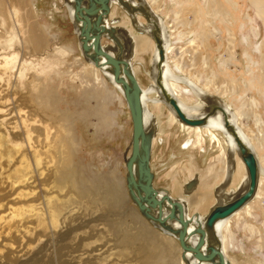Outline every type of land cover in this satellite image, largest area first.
I'll return each instance as SVG.
<instances>
[{
    "label": "rangeland",
    "instance_id": "374dc122",
    "mask_svg": "<svg viewBox=\"0 0 264 264\" xmlns=\"http://www.w3.org/2000/svg\"><path fill=\"white\" fill-rule=\"evenodd\" d=\"M146 1L167 27L169 66L182 77L175 83L188 89L195 79L237 110L264 167V5ZM110 17L138 35L118 4ZM146 38L133 67L148 88L156 44ZM94 68L68 0H0V264H185L178 239L147 221L127 191L132 117L124 96ZM181 95L189 105L200 101L191 90ZM155 104L148 101L158 122L154 186L206 216L231 168L224 190L238 195L246 170L239 155L231 159L225 133L183 125L165 103ZM249 203L225 233L232 264H264V193Z\"/></svg>",
    "mask_w": 264,
    "mask_h": 264
},
{
    "label": "water",
    "instance_id": "95a60500",
    "mask_svg": "<svg viewBox=\"0 0 264 264\" xmlns=\"http://www.w3.org/2000/svg\"><path fill=\"white\" fill-rule=\"evenodd\" d=\"M73 1L74 20L79 24L77 35L84 58H87L97 68L108 67V71L114 77V82L122 87V93L132 117L131 151L125 163L127 191L132 201L147 221L164 234L178 239L182 249L181 258L185 264H231V260L222 248L216 224L218 221L232 217L254 199L260 178L256 152L237 132L223 107L215 105L201 117L190 116L183 111L176 97L164 92L165 99L173 108L174 113L182 123L187 125L203 126L208 115L216 109L224 113V124L233 133L240 156L248 170V183L244 193L225 202L214 204L204 220H201L199 213L189 216L185 202L180 198H175L168 190H164L163 193L159 192V189L154 186L155 174L151 169V151L155 134L153 129L145 127L142 87L133 70L129 39L123 38L117 32L116 27L109 25L108 18L112 10V1L115 0ZM138 1L139 4H134L130 0H118V3L129 14L137 31L139 30L138 25L141 26L139 15L147 19V24L153 25L151 38L155 40V47L158 49L160 57L158 64H162L166 57L164 40L160 34L161 27L148 2ZM105 38L116 45V51L110 52L106 48L103 43ZM125 53L127 55H124ZM162 81L163 76L159 72L157 83L162 85ZM194 181L198 183L197 177L188 181L184 190L186 191V187ZM192 185L195 186V184Z\"/></svg>",
    "mask_w": 264,
    "mask_h": 264
},
{
    "label": "bare ground",
    "instance_id": "6f19581e",
    "mask_svg": "<svg viewBox=\"0 0 264 264\" xmlns=\"http://www.w3.org/2000/svg\"><path fill=\"white\" fill-rule=\"evenodd\" d=\"M68 1H69L70 17H71V20H73V22H74L75 30H76V33L78 34L79 24L76 23L75 20H74V1L73 0H68ZM130 1L133 2L134 4H139L138 0H130ZM214 2H215V4L217 5L218 8L223 7L221 9H224V5H223V3L221 1H217V2L214 1ZM251 2L257 7L258 6L262 7L264 5V0H251ZM114 4H118L120 6V4L118 3V0L112 1V5L113 6H114ZM216 5H214V6H216ZM262 15H263V23H264V10H262ZM156 18H157V22L159 23V25L161 27V33L160 34H161V37H163V40H164V48H165V57H166V59L162 62V64L161 63L158 64L160 57L158 55V49L155 47V54L153 56L154 57V61L152 63V67H151V69H153V70L151 72H149V75L154 80V83L152 84V86H150L148 88L142 87V96H143V101H144V106H145V112H144V115H145V127L147 129H153L154 130V134H155L154 141H155V138L157 136L156 133H157L158 122L156 120V117H154V115H152V113L148 109V101H152L153 104L156 103L155 105H158L161 102L165 103L167 105V107L169 108V110L171 111V114L174 116V118H177L179 120L177 115L174 113L173 108L169 105L168 101L165 99L164 92H167L168 95H171V96H174V97L177 98V100H178L181 108L183 109V111H185V113L190 115V116H199V117H201L205 113L209 112V110L211 108H213V106H215V105L223 107L225 109V111L228 113V117L230 119V122L235 126L237 132H239L240 136L245 140V142L249 145V147L253 151H255V146L253 144L251 135L249 134V132H247L245 127L240 125V121H239L240 114L238 113L237 110L232 109L226 102L220 100L219 98L216 99V98H214L212 96H209V94H207L206 90L203 87L200 88L198 86L199 84H198V82L195 79H193V80L188 79L187 80V82H188L187 84L190 85L189 86L190 88H188V89H186L184 87L182 88L181 86H179L178 84L175 83V81L177 79H180L182 77L181 76H177L174 73V71L171 69V67L169 66L168 60L170 58H169L168 54L171 52V44H170V40H169V37H168V30H167V27L165 26V23H164L163 19L161 20V18L158 17L157 14H156ZM117 19L116 18H112L111 21L109 19V25H113L114 27H116L117 32L119 33V35H122L123 38L125 37V38L129 39V47H130V53H131L130 56H133L134 53L137 50H143V48L145 47L146 42H147L146 35L152 37L151 31L153 30V25L152 24H147L144 21H141L139 19V16H138L139 23L141 24L142 27L138 25V27H139L138 35H136L132 31V29L129 28V26H127L126 24L122 25V23H120L121 21L120 20L118 21ZM131 22H132V19H131ZM116 23H119V24H116ZM227 32H228L229 36H231V39L234 41L235 36H234L233 31L231 29H229V31H227ZM104 45L106 46V48L110 52H114L117 49L116 45L112 41L110 43H108V44L104 43ZM232 46H234V44L231 45V47ZM262 53H263V51H262ZM124 55H127V54L125 53ZM130 58H132V57H130ZM263 63L264 62H262V64ZM132 65H133V63H132ZM178 68L180 69V67H178ZM94 70H96L97 73L101 72V74L103 76L107 77L109 79V81L118 89L120 94L123 96L121 85L116 83V82H114V77H113L112 73L108 71V67L107 66L102 67V68H97L95 66ZM133 70H134V67H133ZM159 72L163 76V81H162L163 87H162V85L157 83V78H158ZM179 81H182V80H179ZM186 90H191V92H193L194 94H196V96H198L200 98V101L197 102L194 105L187 104L184 100H182V97H181L182 96L181 95L182 92L183 91L186 92ZM256 104H258V103L256 102ZM224 119H225L224 113L221 110L216 109L215 111H213L212 113H210L208 115L207 121H206V123L203 126L187 125L185 123H182L180 120H179V122L182 123L183 125L190 126V127L194 128V129H198L199 131H201V130H203V131L204 130H206V131H212V130L215 131V130H217V131L221 132L222 134L225 133V136L227 138L228 145H229V148H230V152H231V159H234V157H237L239 155L240 158H239L238 161L239 162L241 161L240 163L243 164V166H244V168L246 170L245 163H244V161L242 160V158L240 156V153L238 151V147H237V144L235 142L233 133L230 132L226 128V126L224 124ZM131 141H132V139H131ZM154 141H153V144H154ZM192 142H193V140H191V139L188 140L187 145H189ZM256 154H257V152H256ZM129 155H130V153H129ZM257 157H258V154H257ZM228 160L230 161V158H228ZM232 162H234V161H232ZM228 165H227V167H228ZM258 170H259L260 178H259L258 185H257V189L258 190H257L256 195L254 197L263 198V193L264 192L262 193L263 189H261V185L264 182V176L262 175L264 173V167L262 166L259 157H258ZM232 176H233V171H232L231 168H228L227 177L225 178L226 180H225V182H223L224 184L221 187H219V190H220L219 191L220 192L219 195L220 196L218 198L219 201L217 203L225 202L228 199L233 198V195L236 192L237 188H235L231 192V195H230V191L228 192V191L224 190V188L227 186V184L230 182V180H232ZM243 176H244L243 180L241 179L243 183L239 184L240 185L239 188L241 190L239 194L244 193L245 188L247 186V183H248V170H246V175H243ZM197 181H198V179H197ZM198 183L196 184V181H194L193 183L188 185V187H186L187 193L185 192V194H191V192H189V190L195 189L196 188L195 186H197ZM192 184H195V186H194L195 188L193 187ZM163 191L164 190H162V189L160 190L159 189V192L163 193ZM226 192H227V194H226ZM180 199H182L185 202V208H186V211H188L185 199L184 198H180ZM204 199H202L201 201H203ZM250 208H251L250 207V203L248 202L242 208V210L244 209L245 211L250 212V210H251ZM242 210L238 211L235 215L239 217L241 215V213H242ZM194 213H198V212H194ZM194 213L190 214L189 211H188L189 216L193 215ZM199 215H200L201 220H204L206 218V216H203L200 213H199ZM230 221H231V217L225 218V220L218 221V223L216 224V229L218 230V234H219V236L221 238V241H222V248H224V251H225L226 254H227V242H226L225 233H226V230H228V228H229Z\"/></svg>",
    "mask_w": 264,
    "mask_h": 264
},
{
    "label": "flooded vegetation",
    "instance_id": "af4514ba",
    "mask_svg": "<svg viewBox=\"0 0 264 264\" xmlns=\"http://www.w3.org/2000/svg\"><path fill=\"white\" fill-rule=\"evenodd\" d=\"M112 7H113V5H112ZM109 19H110V21L112 20V18L109 16ZM118 21H119V19H117ZM115 24V23H114ZM116 24H119V23H116Z\"/></svg>",
    "mask_w": 264,
    "mask_h": 264
}]
</instances>
